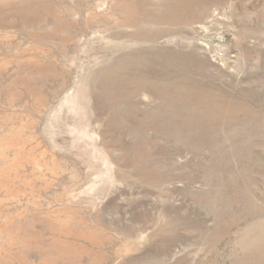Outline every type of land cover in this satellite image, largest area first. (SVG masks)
Listing matches in <instances>:
<instances>
[{
  "label": "rangeland",
  "instance_id": "obj_1",
  "mask_svg": "<svg viewBox=\"0 0 264 264\" xmlns=\"http://www.w3.org/2000/svg\"><path fill=\"white\" fill-rule=\"evenodd\" d=\"M0 264H264V0H0Z\"/></svg>",
  "mask_w": 264,
  "mask_h": 264
}]
</instances>
